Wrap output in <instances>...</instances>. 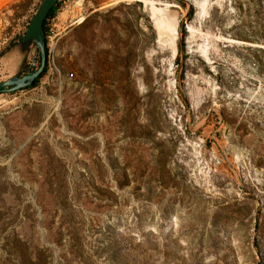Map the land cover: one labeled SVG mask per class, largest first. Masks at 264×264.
I'll return each mask as SVG.
<instances>
[{
	"label": "rangeland",
	"instance_id": "374dc122",
	"mask_svg": "<svg viewBox=\"0 0 264 264\" xmlns=\"http://www.w3.org/2000/svg\"><path fill=\"white\" fill-rule=\"evenodd\" d=\"M41 1L0 0V50ZM45 27L36 85L0 94V264H264V0H63Z\"/></svg>",
	"mask_w": 264,
	"mask_h": 264
},
{
	"label": "water",
	"instance_id": "95a60500",
	"mask_svg": "<svg viewBox=\"0 0 264 264\" xmlns=\"http://www.w3.org/2000/svg\"><path fill=\"white\" fill-rule=\"evenodd\" d=\"M62 0H42L35 13L29 20L24 34L18 42H9L0 50V59L12 50H16L20 56V63L16 72L0 81V94L14 93L28 88L45 67V32L44 21L49 12ZM39 57V61L37 58ZM31 58L30 71L24 74L28 60ZM37 62L39 65L37 66Z\"/></svg>",
	"mask_w": 264,
	"mask_h": 264
},
{
	"label": "trees",
	"instance_id": "16d2710c",
	"mask_svg": "<svg viewBox=\"0 0 264 264\" xmlns=\"http://www.w3.org/2000/svg\"><path fill=\"white\" fill-rule=\"evenodd\" d=\"M63 1V0H62ZM61 1V2H62ZM61 2H59L50 12H49V14H48V16H47V18L45 19V21H44V32H46V22H47V20L49 19V18H51L53 15H54V13H55V11L57 10V8H58V6H59V4L61 3ZM189 16H191V11L189 12V14H188ZM45 56H46V50H45ZM176 59H177V57H176ZM41 75H39V77H40ZM38 77V78H39ZM38 78L35 80V81H33V83L28 87V88H33L35 85H36V83H37V81H38ZM26 89V88H25Z\"/></svg>",
	"mask_w": 264,
	"mask_h": 264
},
{
	"label": "crops",
	"instance_id": "0c3cea01",
	"mask_svg": "<svg viewBox=\"0 0 264 264\" xmlns=\"http://www.w3.org/2000/svg\"><path fill=\"white\" fill-rule=\"evenodd\" d=\"M34 136H35V133H33L32 136H29L28 139H27V141H29L30 139H34Z\"/></svg>",
	"mask_w": 264,
	"mask_h": 264
},
{
	"label": "flooded vegetation",
	"instance_id": "af4514ba",
	"mask_svg": "<svg viewBox=\"0 0 264 264\" xmlns=\"http://www.w3.org/2000/svg\"><path fill=\"white\" fill-rule=\"evenodd\" d=\"M28 72H29V71H28ZM28 72H27V73H28Z\"/></svg>",
	"mask_w": 264,
	"mask_h": 264
}]
</instances>
